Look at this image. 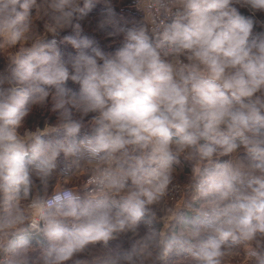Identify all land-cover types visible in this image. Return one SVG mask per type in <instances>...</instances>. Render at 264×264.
<instances>
[{"label": "clouds", "instance_id": "1", "mask_svg": "<svg viewBox=\"0 0 264 264\" xmlns=\"http://www.w3.org/2000/svg\"><path fill=\"white\" fill-rule=\"evenodd\" d=\"M97 2L42 0L49 15L45 29L58 35ZM236 5L264 11V0H153L167 20L153 19L151 34L144 26L120 29L123 43L112 53H89L90 41L66 38L77 49L71 75L55 39L36 40L13 69L0 73V192L27 195L29 163L44 180L61 153L75 155L81 147L107 165L97 178L100 190H127L119 200L82 199L71 189L33 200L48 242L40 264H64L89 244H107L133 230L148 217V206L167 194L181 154L202 162L193 185L203 205L197 216L185 219L179 234L153 231L126 251L105 253L99 264H134L153 248L162 259L193 240L200 241L198 251L189 249L196 264H222L231 248L264 239V33L253 36L255 24L264 22L242 15ZM36 6L37 0H0L5 43L31 38L26 20ZM69 79L78 92L66 87ZM50 95L65 139L21 133L27 105ZM86 117L90 134L77 142ZM240 147L246 158L214 159ZM23 220L19 210L9 211L0 216V229ZM203 233L210 235L201 241ZM249 254L264 264V253Z\"/></svg>", "mask_w": 264, "mask_h": 264}, {"label": "rangeland", "instance_id": "2", "mask_svg": "<svg viewBox=\"0 0 264 264\" xmlns=\"http://www.w3.org/2000/svg\"><path fill=\"white\" fill-rule=\"evenodd\" d=\"M42 0H37L27 17L26 23L30 25L31 38L22 39L16 45H8L0 38V73H8L15 67V61L23 58L25 50L36 40H56V48L61 57L68 63L70 75L73 73L70 61L77 53L72 44L66 39L77 41L88 40L91 42L87 49L91 53L92 48H99L105 53H112L122 46V28L144 26L149 29L150 14L153 0H98L90 9L77 14L72 26L53 36L45 29L49 22V15L40 6ZM81 4V8H83ZM242 15L252 17L254 21L264 22V11H254L247 7L236 5ZM149 13V18L146 14ZM264 33V23H256L253 36ZM66 87L74 92L79 91V85L68 80ZM52 96L45 103H29L28 112L24 117L20 132L31 131L40 135L45 141H57L65 139V133L60 127L58 114L53 110ZM92 122L90 118H84L80 133L75 137L76 141L83 140L90 134ZM246 158L243 147L237 149L230 156H217L219 161ZM202 162L186 160L181 154L180 161L174 166L173 182L169 186L167 194L158 202L149 205V215L141 220L133 230L117 233L107 244L97 242L89 244L83 253H77L64 264H73L76 259L86 261V264H99V257L108 252H123L137 244L145 235L155 231L157 236H171L179 234L183 230L185 219H193L201 209L202 202L196 198L194 189L195 169ZM207 163V162H203ZM107 165L102 161L91 160L88 153L80 148L75 155L61 153L56 159V167L51 175L42 180L35 174L34 165L29 163L32 170L33 185L27 195L21 191L18 194H5L0 192V216L9 211L19 212L24 216L22 223L10 229H0V264H40V257L48 246V242L42 231L43 226L36 228L31 225V220L39 213L30 204L36 198L45 199L55 190L62 187L73 188L75 194L82 199H99L105 195H111L116 199L126 197L127 190L115 193L100 190L97 186V178L102 169ZM11 197V198H9ZM152 224L146 223L148 218ZM210 233H203L200 240H206ZM200 241L193 240L190 244L177 246L162 259H156L159 249L153 248L152 255L140 253L134 264H196L191 251H198ZM256 250L264 253V239L257 242H249L237 245L228 251L223 258L222 264H257V258L249 253Z\"/></svg>", "mask_w": 264, "mask_h": 264}, {"label": "built area", "instance_id": "3", "mask_svg": "<svg viewBox=\"0 0 264 264\" xmlns=\"http://www.w3.org/2000/svg\"><path fill=\"white\" fill-rule=\"evenodd\" d=\"M153 19H157V20H159V21H166V20H167V17H163V16H161L159 13H157L155 7H154L153 4H152V11H151V14H150V20H149V29H150V31L152 30V28H153V26H154L153 23H152ZM61 189H71V190L74 192L73 188H71V187H62V188H60V189H58V190H61ZM58 190H55L51 195H49V196L46 197L45 199H51V197H52V196H53ZM74 193H75V192H74ZM30 207L33 208V207H32V203L30 204ZM33 209H36V208H33ZM38 210H39V209H38ZM31 225L34 226V227H36V228H40L41 226H43V221H42V219H41V211H40V210H39V213H38L36 216H34V217L32 218V220H31Z\"/></svg>", "mask_w": 264, "mask_h": 264}, {"label": "crops", "instance_id": "4", "mask_svg": "<svg viewBox=\"0 0 264 264\" xmlns=\"http://www.w3.org/2000/svg\"><path fill=\"white\" fill-rule=\"evenodd\" d=\"M146 18H149V13L146 14ZM180 168V167H179ZM179 168H174V169H179Z\"/></svg>", "mask_w": 264, "mask_h": 264}]
</instances>
